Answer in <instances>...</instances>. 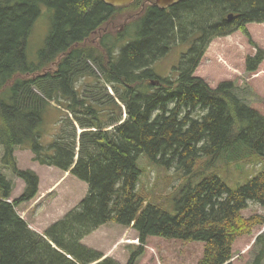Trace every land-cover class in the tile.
Returning <instances> with one entry per match:
<instances>
[{"label": "trees", "instance_id": "obj_1", "mask_svg": "<svg viewBox=\"0 0 264 264\" xmlns=\"http://www.w3.org/2000/svg\"><path fill=\"white\" fill-rule=\"evenodd\" d=\"M44 8L53 22L35 63L28 43ZM116 16H124L120 27L101 33ZM263 22L264 0H181L169 7L153 0L123 6L0 0V144L4 165L25 182L10 201L14 182L0 172V264H122L83 243L109 222L139 234L141 244L126 264H138L150 236L204 242L196 264H233L236 239L264 225V215L242 214L250 202L264 205V170L231 189L216 174L217 163L240 160L235 156L244 150L264 158V114L238 95L233 80L213 88L195 71L216 37L241 31L255 44L247 25ZM98 30L97 46L88 44ZM178 43L191 45L178 76H159L153 64ZM263 61L264 49L257 47L247 71H258ZM83 77L90 78V96L77 86ZM52 101L64 111L58 108L59 132L46 145L42 125ZM19 147L88 184L81 202L44 233L17 210L40 185L33 169L19 168ZM141 154L188 176L165 203L147 200L138 189ZM256 242L257 264H263L264 233Z\"/></svg>", "mask_w": 264, "mask_h": 264}, {"label": "rangeland", "instance_id": "obj_2", "mask_svg": "<svg viewBox=\"0 0 264 264\" xmlns=\"http://www.w3.org/2000/svg\"><path fill=\"white\" fill-rule=\"evenodd\" d=\"M115 18L114 23L105 30H101V33L107 30L113 33L125 20L124 16ZM52 22V11L44 8L42 15L36 20L29 38L28 57L31 62L39 61L38 54L49 37ZM254 24L256 25L248 30L256 45L252 44L251 39L241 31L235 32L232 36L216 37L209 45L195 75L204 78L213 88L222 81L233 80L238 95L251 107L264 114V61L259 70L254 73L247 71L246 68L247 57L254 55L257 47L264 49V22ZM101 33L99 30L96 31L87 43L97 46V40ZM131 35H134V30ZM190 47L189 43L175 44L170 52L153 64L154 71L161 77L173 76L176 78L178 76L177 68ZM96 71L100 73L97 67ZM89 80L90 78L83 77L77 83L84 96L91 94L90 87L86 83ZM106 90L109 94H114L112 88L107 87ZM104 94L106 93L104 92ZM98 97H101L99 92ZM51 104L42 125L44 136L42 142L46 145L52 143L58 134L59 122L57 119L59 120L63 116L64 111L56 102L52 101ZM243 152L246 154L240 155L239 153L235 156L240 160H230L232 158L230 156L217 163L216 174L231 189L245 185L251 178L264 170L263 157L257 155L250 157L245 150ZM3 154L4 147L0 144V172L14 182V190L10 198V201H13L23 192L25 182L4 165ZM15 154L19 168L33 169L40 177L38 195L31 201L17 206V210L33 229L44 233L50 225L64 217L67 210L73 209L81 202L88 193V184L70 171L66 172L58 167L42 165L35 161L30 149L19 147ZM199 162L197 170H199ZM137 163L142 170L138 189L147 200H159L165 203L174 189L188 177L183 175V171L178 172L175 168H167L151 161L146 154H141ZM1 193L2 189L0 188ZM169 210L173 212V209ZM242 214L245 217L255 214L264 215V205L250 202L249 207L244 209ZM263 233L264 225L257 226L252 233L236 239L233 245V264H257L261 244L256 241L257 237ZM138 235L133 226L109 222L89 235L86 245L100 250L106 257H113L120 263L126 264L131 253L141 244ZM144 248L145 252L140 256L138 264H196L204 255L205 243L150 236ZM262 263L264 264V260Z\"/></svg>", "mask_w": 264, "mask_h": 264}, {"label": "water", "instance_id": "obj_3", "mask_svg": "<svg viewBox=\"0 0 264 264\" xmlns=\"http://www.w3.org/2000/svg\"><path fill=\"white\" fill-rule=\"evenodd\" d=\"M105 2L109 4H113L115 6H123L132 3L134 0H104ZM157 2L161 7H169L181 0H153ZM233 14L230 15L232 17ZM82 130H80L81 132Z\"/></svg>", "mask_w": 264, "mask_h": 264}, {"label": "crops", "instance_id": "obj_4", "mask_svg": "<svg viewBox=\"0 0 264 264\" xmlns=\"http://www.w3.org/2000/svg\"><path fill=\"white\" fill-rule=\"evenodd\" d=\"M258 24H262V23H258ZM254 25H256V24L251 23V24H248L247 27H248V29H250V27H252V26H254ZM236 32H237V31H236ZM234 33H235V32H234ZM234 33H233V34H234ZM233 34H230V35H228V36H232ZM70 210H71V209H70ZM70 210H67L63 216H65ZM100 228H101V227H100ZM39 232H40V231H39ZM87 237H89V236H87ZM87 237H85L84 240H83V242H84L85 244H88V242H86V241H87Z\"/></svg>", "mask_w": 264, "mask_h": 264}, {"label": "flooded vegetation", "instance_id": "obj_5", "mask_svg": "<svg viewBox=\"0 0 264 264\" xmlns=\"http://www.w3.org/2000/svg\"><path fill=\"white\" fill-rule=\"evenodd\" d=\"M100 31V30H99Z\"/></svg>", "mask_w": 264, "mask_h": 264}]
</instances>
